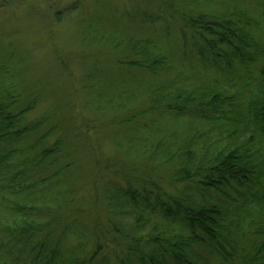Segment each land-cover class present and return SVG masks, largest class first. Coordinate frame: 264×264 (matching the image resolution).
<instances>
[{"label": "trees", "instance_id": "1", "mask_svg": "<svg viewBox=\"0 0 264 264\" xmlns=\"http://www.w3.org/2000/svg\"><path fill=\"white\" fill-rule=\"evenodd\" d=\"M133 1L143 37L97 34V12L111 61L76 55L75 92L111 111L104 146L72 92L0 67V264H196L224 245L230 260L246 231L264 250V0Z\"/></svg>", "mask_w": 264, "mask_h": 264}, {"label": "rangeland", "instance_id": "2", "mask_svg": "<svg viewBox=\"0 0 264 264\" xmlns=\"http://www.w3.org/2000/svg\"><path fill=\"white\" fill-rule=\"evenodd\" d=\"M132 1L0 0V67L23 65L27 69L24 77L22 76L23 78L34 79L32 80L34 84L38 79L41 83H46L45 86L47 85L49 90L64 89L72 92L73 98L70 103L82 117L77 122L78 126H85L88 123L92 129L93 122L89 120L90 118L96 122L104 121L99 132L93 134L92 142L95 145L104 146L108 141L110 129L106 123L110 119L111 111L106 106L98 108L97 98H93L95 105L90 108L86 107L87 105L83 102L85 97H81V94L75 92L78 87V80L80 81L84 75V70L79 65L76 55L87 64L88 61L93 62L91 56L93 57L96 52L105 51L102 55L106 57L102 58L101 65L107 67L111 61L107 46L103 43H97L96 34L90 32L87 26L93 19L92 17L97 15V12L104 16L103 21L107 29L97 34H110L108 29L114 27L113 23L116 22L128 24L131 32L137 36L146 34L148 32L146 28L135 29V24L126 18V8H131ZM134 3L133 1L132 4L134 5ZM210 7H217L219 10L220 4L217 1ZM71 76H75L76 80L71 79ZM144 80L146 81L145 78L141 79L140 83ZM3 82L7 84L9 79H4ZM115 86L117 88L118 85ZM134 86L137 87L136 84ZM121 88L122 83H120ZM46 108L47 103H40L34 111L25 117V121L38 117ZM50 141L52 140L50 139ZM110 145L106 149L109 153L112 151ZM14 165L13 169L19 167L16 162ZM3 180L5 179L3 178ZM250 235L251 233L246 231L243 238L235 243L236 255H232L233 259L230 260H227L230 257L228 250L231 248L228 245L220 248L214 246L211 249L203 247L196 249V264L262 263L264 250H257V246L252 248ZM258 242H260L259 239Z\"/></svg>", "mask_w": 264, "mask_h": 264}]
</instances>
